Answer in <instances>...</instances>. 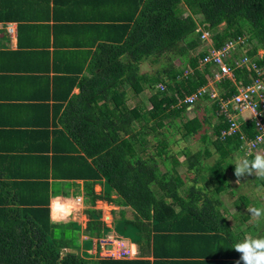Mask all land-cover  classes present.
<instances>
[{
	"label": "trees",
	"instance_id": "16d2710c",
	"mask_svg": "<svg viewBox=\"0 0 264 264\" xmlns=\"http://www.w3.org/2000/svg\"><path fill=\"white\" fill-rule=\"evenodd\" d=\"M21 2L0 0V19L13 21L21 17ZM27 19L33 20L24 21ZM223 24V31H218ZM133 26L131 31L132 26L125 30L128 42L121 53L97 52L89 68L90 77L81 76L85 69L81 62L69 61L67 68L57 65L54 73L63 76H54L52 81L47 73L14 83L0 78L6 90L0 96V111L10 109L9 98L15 94L44 99L40 105L27 106L39 108L41 115L31 114L27 121L19 122L18 131L7 132L9 128L0 123L2 136L23 142L12 141L11 145L0 147V264H236L241 254L233 249V241L242 240L247 234L264 235V221L255 222L245 211L249 206H264L254 204L247 195L238 196L233 204L242 211L239 217L230 213L221 200L223 193L236 196L228 174L234 165L229 162L233 161V152L243 155L245 151L239 135L221 138L229 124L220 114L217 102L211 104L218 114L213 128L215 142L203 135L207 146L194 154L187 148L181 150V162L177 155H170L166 140L158 141L157 156H172L173 172L162 170L160 158L141 154L148 151L146 138L151 131L158 133L172 120L185 117L188 106L179 105V99L184 100L207 83L208 68L198 69L207 53L206 47L202 48L201 31H210L218 48L229 39L246 36L250 48L243 55L264 67V56L258 57L259 49H264V0H146ZM124 37L116 41L121 43ZM124 55L128 56L126 63L121 60ZM151 57L157 62L162 59L161 71L153 76L140 73L141 63ZM175 59L185 67L174 68ZM186 66H192L195 73L189 74ZM10 68L11 72L40 71L19 63ZM250 75L256 76L247 70L237 72L244 84L249 83L246 78ZM223 86L228 87L221 92L224 99L236 91L229 82ZM18 88L21 92L17 94ZM75 89L79 93L71 98ZM8 90L12 94L5 96ZM145 91L151 108L144 100L137 101ZM205 100L209 97L198 101L195 107ZM204 124L194 117L182 121L178 130L184 138L195 137ZM249 126L253 137V126ZM213 146L219 157L214 164L206 165L203 159L212 158ZM260 150L264 154V142ZM185 167L195 174L189 182V176L179 172ZM209 173L210 186L203 176ZM51 180L84 181L86 204L94 205L98 200L114 202L111 194L119 195L118 204L129 206L136 216L135 221L122 218L116 228L122 236L132 232L139 237L133 239L140 248L138 258H97L88 252L91 247L84 249L76 234L77 228L81 232L77 223L51 218ZM102 181L107 187L97 193L95 184ZM259 185H264V180ZM68 210L64 217L75 209ZM86 213L91 219L99 215L95 210ZM229 217L236 223L234 226ZM246 222L251 224L244 227ZM94 231H89L92 239ZM92 239L88 241L93 247ZM97 247L100 250V244Z\"/></svg>",
	"mask_w": 264,
	"mask_h": 264
},
{
	"label": "crops",
	"instance_id": "0c3cea01",
	"mask_svg": "<svg viewBox=\"0 0 264 264\" xmlns=\"http://www.w3.org/2000/svg\"><path fill=\"white\" fill-rule=\"evenodd\" d=\"M20 1H22L19 5L21 6L20 8L23 13L21 17L18 16V18L13 21H5L2 20V18L0 19V53L3 52V54H0V68L2 69L0 71V78L2 77L8 81V83L11 81L14 83L17 80L21 82V79H29L30 76L34 74L46 75V73V76L49 75L50 80L52 81L54 76H63L61 73H54V69H56L57 65L60 67L63 65L67 68L69 61L81 62L85 67L81 76L86 75L90 77L91 74L89 73V68L91 67L93 57L97 55V52L105 54L111 50V55H113L115 53H121L122 48H125L128 42L125 30H128L131 26L132 28L129 31L133 29L134 21L138 20L139 14L144 7L146 0H49L46 5H42V3L47 0ZM137 7L138 9L136 10ZM26 18L38 21H30L28 19L24 21ZM9 26H12V29H9ZM122 35L125 36L124 39H122V42H117L116 39L121 38ZM110 39L115 40L109 41ZM104 48L108 49L103 52ZM114 48L119 49L114 52ZM121 60L126 63L128 56H122ZM17 63L21 64L22 67L38 69L40 71H38V73H32L29 70H17L16 72H11V65H16ZM2 81L3 80L0 79V96H3V92L6 91L3 89L4 84H2ZM9 90L5 96H10L12 94ZM18 91L21 92L20 88L16 90L17 94L19 93ZM78 93L79 90L75 89L71 98L78 95ZM130 93H132L131 90ZM32 96L33 97L23 95L21 97L20 95L17 96L15 94L12 99L9 98L10 103L12 102L10 109L0 111V123L1 126H4L3 128H9V130L6 129L7 132L13 130L18 131L20 128L19 122L27 121L31 114L41 115V110L39 108H27L28 105H40L44 100L42 97H37L35 95ZM28 97L32 100L27 101ZM49 105L53 109V99H51V97ZM148 108H151V106ZM12 141L13 143H23L21 140L1 135L0 147H7L11 145ZM50 182L53 183L50 197V208L54 209L55 215H60L61 218L69 219L68 221L61 220L60 222H75L82 230L84 221L81 219H75L76 216H78L79 213L82 214V212H75L73 214V211H75L76 208L78 210V207L82 210L86 208L85 194L83 192L84 181L54 182L51 180ZM67 184L68 186H66ZM98 184H101L103 189H106L107 187L104 186L105 181L98 182L95 186ZM60 190L63 192H59ZM70 194H73V196L71 197ZM111 196L115 200L112 204L115 203V207H118L121 219L123 217V219L126 220L125 218L128 216L129 210H131L130 213L133 217L136 216L135 212L129 206L119 205V195L113 193ZM72 208L75 210H73L68 216L64 217L65 214L68 213V209ZM52 209L51 218L55 220ZM73 217L74 219H72ZM84 217L85 216H83V218ZM112 222H114V220ZM116 223H118V221L114 223V226L112 224V230L113 228H116ZM118 235L121 239L117 240L114 244L117 246V250H121L120 248H122L121 246L124 245L125 242L122 241L124 237L122 238V235L119 233ZM87 236H89V234ZM108 237L110 238L111 236L108 235ZM89 238L92 239L91 236H89ZM92 240L94 245L89 252L93 257L99 256L100 258L134 259L138 258L140 253L139 245L130 240L126 243V250H129L128 256L108 257L103 253L102 248L99 250L97 242L94 241V239ZM130 247H132L131 250L129 249ZM135 248L137 249V252L135 251ZM82 251H84L83 248L81 253ZM110 252H112V250ZM131 255L133 256L131 257ZM149 259L153 260V258Z\"/></svg>",
	"mask_w": 264,
	"mask_h": 264
},
{
	"label": "rangeland",
	"instance_id": "374dc122",
	"mask_svg": "<svg viewBox=\"0 0 264 264\" xmlns=\"http://www.w3.org/2000/svg\"><path fill=\"white\" fill-rule=\"evenodd\" d=\"M182 4H183V2H182ZM183 7L185 8V6H183ZM223 29H224V24L221 25L220 27H218V31L220 30V32H222ZM248 47L249 46H246L245 48H248ZM202 48H203V50L205 49V47H202ZM263 56H264V49L260 48L258 51V57L261 58ZM154 60L155 59L153 57L145 60L142 63V65L140 66V73L147 74L149 76H153L154 74H157L158 72H160L161 69L163 68V63H161L162 59L159 60V62L154 61ZM173 62H174L173 63L174 68H176L178 70H181L183 67H185L179 59H177V60L175 59V60H173ZM186 67L188 68L189 66H186ZM188 72H190V70H188ZM141 99L144 100V102L147 104L148 107L151 106L150 103L148 102L149 100H147V99H149L147 91L143 92L141 94V97L139 99H137V101H139ZM194 117L202 119L203 122H205V124L203 125V129L195 137L189 136L187 138H184L182 132L180 130H178V127L182 126L181 125L182 121L186 122L189 119H192ZM170 121H167V123ZM217 123H218V114L212 110L211 103L208 102L207 100L202 101V102H200L199 107L196 106V107L192 108L191 110L187 111V113L185 114V117H183V119L179 118V119L172 120V122L170 124H167L165 128L159 129L160 131L158 133L151 131L150 134L146 138V141H148V143H149V146L147 147L148 151L145 154L143 152L141 154H142V156L144 155V157H149V156L153 155L154 157L156 156V159L160 158V160L163 162L162 170L164 172H173V167L171 164L172 163V156L169 158H166L165 155H163L162 157L157 156L158 147H160V144L158 141L159 140H166V142H168L170 144L169 149H168V152L170 153V155H177L179 161L183 162L184 157L181 156L180 154H178V152H180L181 150H184L186 148L190 150L191 154L197 153L198 151L202 150L204 146H207L203 142V139H202L203 135H208L210 137L211 141H213V142L216 141V138L213 135V128L215 125H217ZM162 132H164V133H162ZM212 150H213L212 158H210V159L204 158L203 159V161L206 165L207 164H209V165L214 164L216 162L217 158L219 157V154L216 152L214 146L212 147ZM240 156H242L240 154V152H233L232 157H230V158H233V160H235L236 158H238ZM230 158H228L227 160H229ZM179 172H180V174L185 173L184 174L185 176L190 177V178L188 177V182L190 180H192V178L195 176V174L188 172L186 167H185V169L179 168ZM228 174L230 177L231 186H232V188H235V190H236L235 192H236L237 197L235 195L233 197L229 194L223 193L221 200L223 201L224 205L227 206L230 213H234V214L238 215L239 217H241L242 211L238 210L236 208V206L233 204L234 198L237 199L238 196H241V195H247L252 199V201H254V204H259V206H264V200L262 198L264 195V191H257L258 186H260L259 183H260L261 179L257 178L255 175L244 176V177L239 178L240 182L236 183L237 177L234 175V170L229 171ZM203 176H205V178H207L206 184H208V186H210L211 184H210V182H208V180L210 178V173L205 174ZM209 188L212 189V187H209ZM101 189L103 190V186L101 184H98L95 186L96 192H98V193L101 192ZM59 192H63V191L60 190ZM70 195H71V197L73 196V194H70ZM85 200H86V197H85ZM114 204H112V202H109V201L107 202L105 200H98L94 205H92L91 203H87L86 208H88V209L85 211L82 210L80 207H78V210L76 208V210L73 211V214L75 212H77V213L82 212V214L79 213L75 219L76 220L81 219L84 221V225L82 226L81 232H80V229H78V228L76 229V234L78 236L79 244L82 247H84V249L87 250L90 247L92 248V242L88 241V238L90 235L87 236L89 234L88 231H90L91 228L93 230H96L93 232L94 233V235H93L94 241H96L97 244H100L103 253L105 255L107 254L109 257L113 253L116 255L120 254L122 256H128L129 250L128 251L126 250V246H127L126 243H128L130 240L133 241V239L139 240V237L134 236V234L132 232L128 233L129 235L124 234V236H122V238L124 237L122 239V241H124L125 244L121 246L122 247V248H120L121 250H117V246H115L114 243L117 240L121 239V237H119V235H118V233H119L118 229L113 228V230H112L111 227H112V224L114 226V223L116 221L121 220V217H120L118 207H115L116 204L115 205ZM239 208L242 209L243 207H239ZM88 210H95L99 215L97 216V218L96 217L93 218L94 219L93 220L90 218V215L86 213ZM83 211L85 214L83 213ZM245 211H247V210H245ZM130 212H131V210H129V214H128V216L126 215L127 217L125 219L128 218L129 220H134L135 216L133 217V215ZM100 214H101V216H100ZM224 214L227 216L226 213H224ZM53 216L55 217V220H57V221H61V220H67L68 221L69 220L66 218H61L60 215L53 214ZM83 216H85V217L83 218ZM110 216H111V218H110ZM229 218L231 221V225L234 226L236 223L234 222V220L231 217H229ZM72 219H74V217ZM96 220H99V222L95 223ZM113 220H114V222H112ZM248 224H251V223L246 222L244 227H246V225H248ZM133 228L136 229V227H133ZM99 230H101L102 232H104V230H105V233H102ZM98 231L100 232V235L97 233ZM106 231H109L110 233L106 232ZM108 235L111 236L110 237L111 239L108 237ZM129 249L131 250L132 247H130ZM111 250L113 253L110 252ZM135 251L137 252V249ZM132 256L133 255H131V257Z\"/></svg>",
	"mask_w": 264,
	"mask_h": 264
},
{
	"label": "built area",
	"instance_id": "2783aa9c",
	"mask_svg": "<svg viewBox=\"0 0 264 264\" xmlns=\"http://www.w3.org/2000/svg\"><path fill=\"white\" fill-rule=\"evenodd\" d=\"M201 39L206 44L207 53L200 61V69L208 68L209 72L205 73L207 83L184 100L179 99V105H186L191 110L198 101L209 97L211 104L218 103L220 114L229 124L222 131L221 138L239 135L242 140L241 149L249 154L257 153L264 142V67H258L254 58L243 55L250 48L246 36L229 39L220 48L215 46L210 31H201ZM189 70L192 73L194 71L191 67ZM238 70L254 72L256 76H247L249 83L244 84L243 79H238ZM226 82L236 91L224 99L222 93L228 87L223 84ZM250 124L255 132L253 137H250ZM111 256L124 257L116 254Z\"/></svg>",
	"mask_w": 264,
	"mask_h": 264
},
{
	"label": "clouds",
	"instance_id": "9594fccd",
	"mask_svg": "<svg viewBox=\"0 0 264 264\" xmlns=\"http://www.w3.org/2000/svg\"><path fill=\"white\" fill-rule=\"evenodd\" d=\"M204 46L206 47L205 43H203ZM190 67L193 68L189 66L188 69ZM193 70V73L189 72V74L193 75L195 69L193 68ZM251 156L252 158L249 159V153L245 152L242 156L229 162V165L235 166L234 175L237 177L236 183L240 182L239 178L251 175L264 180V154H261V150L259 149L257 153H252ZM257 191H264V185L258 186ZM247 212L255 222L264 221V207L249 206ZM233 249L241 254L240 260L236 264H241V261L243 264H264V235L248 234L242 240L233 241Z\"/></svg>",
	"mask_w": 264,
	"mask_h": 264
},
{
	"label": "water",
	"instance_id": "95a60500",
	"mask_svg": "<svg viewBox=\"0 0 264 264\" xmlns=\"http://www.w3.org/2000/svg\"><path fill=\"white\" fill-rule=\"evenodd\" d=\"M71 253H74V254H76L77 253V251H74V250H72V251H70Z\"/></svg>",
	"mask_w": 264,
	"mask_h": 264
}]
</instances>
